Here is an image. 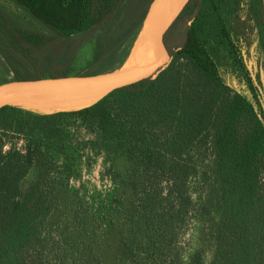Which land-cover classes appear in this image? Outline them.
Masks as SVG:
<instances>
[{
    "label": "trees",
    "instance_id": "16d2710c",
    "mask_svg": "<svg viewBox=\"0 0 264 264\" xmlns=\"http://www.w3.org/2000/svg\"><path fill=\"white\" fill-rule=\"evenodd\" d=\"M4 1L0 83L126 65L152 0L124 17V0ZM174 24L153 77L75 109L0 107V264H264L262 1L186 0Z\"/></svg>",
    "mask_w": 264,
    "mask_h": 264
},
{
    "label": "water",
    "instance_id": "95a60500",
    "mask_svg": "<svg viewBox=\"0 0 264 264\" xmlns=\"http://www.w3.org/2000/svg\"><path fill=\"white\" fill-rule=\"evenodd\" d=\"M185 1L178 9H176L174 0L151 1L146 17L148 15H154L153 17L161 23L165 37L164 46L159 53L151 54L149 52L144 59L133 63L130 62V53L126 65L98 73L8 80L0 83V107L12 105L42 112L75 109L93 103L112 89L130 85L147 77H153L169 65L177 49L174 20ZM261 1L264 13V0ZM143 23L140 33L143 28ZM137 39L134 45L137 44ZM261 84L262 89H264L263 75L261 76ZM96 90L99 91V95L95 99L73 107L40 108L30 106L33 103L38 104L62 98L76 97Z\"/></svg>",
    "mask_w": 264,
    "mask_h": 264
},
{
    "label": "rangeland",
    "instance_id": "374dc122",
    "mask_svg": "<svg viewBox=\"0 0 264 264\" xmlns=\"http://www.w3.org/2000/svg\"><path fill=\"white\" fill-rule=\"evenodd\" d=\"M1 4H5L6 5V1L4 0H0ZM137 3V0H124L122 6H121V10H120V16L124 17L126 16L128 13L130 14L131 10L135 7V4ZM10 5L7 4L6 7H9ZM12 11L18 15L19 19H21L22 21H24L26 24L28 25H32L31 23V19L30 16L27 14H24L23 12H21L20 10H18L15 7H11ZM128 14V15H129ZM77 42L78 38L75 39ZM149 53V50H147V48L142 47L140 45H134L133 46V50L131 52V57H130V62H138L141 59H144L147 54ZM90 55V46H83L82 48H80L76 54L74 55L73 59H74V63H82L85 61V59H87ZM262 98H263V102H264V89H262ZM80 130L82 132H84V130L82 128H80ZM102 167V162L100 157L96 158V161L92 164V166L90 167L89 171H85V173L83 172V177L86 179H90V181L92 183H101L100 182V178H99V171ZM33 179V171H31L25 178L23 181V186L24 188H26L29 183L32 181ZM106 183V181L104 182ZM195 238H196V222H192L190 224V228L187 231V236L186 239L188 240V243L190 246H194L195 244Z\"/></svg>",
    "mask_w": 264,
    "mask_h": 264
},
{
    "label": "bare ground",
    "instance_id": "6f19581e",
    "mask_svg": "<svg viewBox=\"0 0 264 264\" xmlns=\"http://www.w3.org/2000/svg\"><path fill=\"white\" fill-rule=\"evenodd\" d=\"M184 1L185 0H174L176 4V9H178ZM153 16L154 15H148L145 18L142 31L140 33L139 38L137 39V45H140L142 47L145 46V48H147L149 52L154 47V45L157 43V41L161 38V36L164 34L161 23L157 19H155ZM124 47L126 46L124 45ZM98 93L99 91L96 90L92 92H86L83 95L76 96V97L62 98V99L52 100L50 102H44V103H38V104L33 103L30 106H33V107L37 106L40 108H51V107L52 108H59V107L68 108V107H73L76 105L88 103L92 101L93 99H95V97L99 95Z\"/></svg>",
    "mask_w": 264,
    "mask_h": 264
}]
</instances>
